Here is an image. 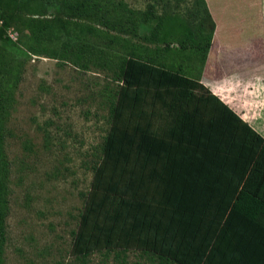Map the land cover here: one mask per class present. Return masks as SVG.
<instances>
[{
  "label": "rangeland",
  "instance_id": "obj_1",
  "mask_svg": "<svg viewBox=\"0 0 264 264\" xmlns=\"http://www.w3.org/2000/svg\"><path fill=\"white\" fill-rule=\"evenodd\" d=\"M39 2L35 19L53 29L64 26L58 37L41 38L40 54L29 51L35 37L20 21L5 25L0 18V86L7 98L3 147L9 167L1 264H158L141 250H101L80 258L72 255L71 244L110 125L118 65L140 55L168 67L190 66L192 50L179 44L181 33L164 31L171 21L194 25L189 13L197 4L84 0L89 10L79 16L65 5L76 0ZM205 2L220 27L213 47L218 54L210 52L201 76L230 80L222 94L205 86L264 136V0H209V7ZM26 10L21 14L32 17ZM158 19L164 23L160 28ZM199 67L196 61L194 75Z\"/></svg>",
  "mask_w": 264,
  "mask_h": 264
},
{
  "label": "trees",
  "instance_id": "obj_2",
  "mask_svg": "<svg viewBox=\"0 0 264 264\" xmlns=\"http://www.w3.org/2000/svg\"><path fill=\"white\" fill-rule=\"evenodd\" d=\"M195 3L194 25L171 21L164 31L181 33L179 44L192 50L190 66L168 67L140 55L118 65L110 125L73 231L76 257L141 250L158 264H219L209 253L220 235H229L250 263L264 248V137L201 83L215 22L205 0ZM65 5L79 16L89 10L84 0ZM22 8L32 16L41 6L39 0H0V18L5 25L20 21L35 37L29 51L40 54L41 38L58 37L64 26L25 17ZM163 25L158 19L157 28ZM6 114L0 86V264L9 193Z\"/></svg>",
  "mask_w": 264,
  "mask_h": 264
},
{
  "label": "crops",
  "instance_id": "obj_3",
  "mask_svg": "<svg viewBox=\"0 0 264 264\" xmlns=\"http://www.w3.org/2000/svg\"><path fill=\"white\" fill-rule=\"evenodd\" d=\"M207 4L209 7V0H207ZM212 15V14H211ZM214 22H215V33L212 37V43L208 52V56H210V52H213L211 55L216 56L214 54H218V51L215 49L213 50V47H216L217 44L214 43L215 37L217 35V30L219 29L220 25L212 16ZM208 66L210 67V64L206 65V68H204L205 73L208 72ZM230 81L226 80L225 78L217 79V80H209L205 75L201 76V83L204 85L211 86L212 91H221L220 94H222L224 83ZM215 93V92H214ZM216 95L217 92L215 93ZM244 118V116H242ZM245 119V118H244ZM263 136V135H262ZM264 137V136H263ZM258 254L250 259L251 263L248 260H245L242 255L237 251L236 245L234 242L230 239L229 235H220L219 242H213L210 248L209 258L213 260L214 262H217L219 264H264V248L258 247ZM243 261H245L243 263Z\"/></svg>",
  "mask_w": 264,
  "mask_h": 264
}]
</instances>
